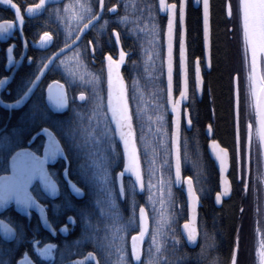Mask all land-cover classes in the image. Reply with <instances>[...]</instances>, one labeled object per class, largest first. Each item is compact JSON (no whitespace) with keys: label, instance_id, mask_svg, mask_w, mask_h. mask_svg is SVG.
<instances>
[{"label":"trees","instance_id":"trees-1","mask_svg":"<svg viewBox=\"0 0 264 264\" xmlns=\"http://www.w3.org/2000/svg\"><path fill=\"white\" fill-rule=\"evenodd\" d=\"M168 1L173 2V0ZM35 2H37V0H15V3L21 5L22 10L25 5ZM67 2L68 0H63L59 4L50 5L40 16L25 19L23 35L26 42L29 44L27 56L18 67L10 84L1 92L0 97L3 101L10 102L18 98L26 89L27 83L34 78L39 67H41L42 64L40 61L46 60L55 49L68 41L65 30L67 16L63 9V4ZM175 2L177 3L178 0H175ZM145 4L156 5V0H135L134 15L132 17H140V19L132 20L134 24H138L139 27L131 30L128 29V21L120 23V30L125 31L126 34L131 37V43L135 44L136 47H141L142 44L145 43L142 34V24L148 18L147 9H144L143 13L137 10L143 8ZM210 5L212 69L206 79L207 87L210 92V100L207 95H205V98L198 105L197 109L194 111L190 109V117L193 123L189 128L184 127V125L182 127L183 136L187 137V146L190 145V156L192 155V143L195 142L197 161L203 166L205 172L209 173L213 172L214 168L205 149V124L209 122L213 126L214 137L225 147L232 149L235 144L232 79L235 74L234 72L237 70H234L232 61L233 55L230 49V35H232L236 29L239 31L240 44L241 46L243 45L240 17L239 23H235V27L233 26L230 29V24L233 23L225 15V0H210ZM58 6L61 16L65 17L63 20L56 14L55 9ZM186 15L190 42L192 43L193 50L200 51V10L199 8H192L190 0ZM12 19V11L0 5V22ZM157 22L163 29L160 34L161 39L159 40L161 56L155 59L153 57L149 63H147L142 56L133 57L130 59V64L126 71L127 82L130 84L133 77H137L139 81L138 87L143 94L141 97V94L137 93L141 107L143 108V114L135 121V126L137 129L138 148L141 154L144 177H146L145 168L147 162L146 155L143 151V143L146 136L151 132L153 123L155 122L157 125L155 116L158 111H162L160 106L165 104V91L163 94L158 91V89L164 88V77L160 75L161 57L163 58L162 42L165 26L164 17L159 16ZM44 31L52 32L53 36L50 44L42 48L39 46V43H34V41H39L40 35ZM95 31L94 26L84 35L81 42L75 48L63 56V63H61V57L56 60L35 92L22 107L17 110H12L10 115L7 110L0 107V174L7 171L8 158L18 148L29 147L36 153H40L44 140L42 131L48 128L56 134L57 139H59L62 145L67 149V155L70 157V164L67 161L66 166L63 165L60 168L51 167L50 171L57 172L61 177V172L65 167H68V178L74 181L79 188L83 189L81 193H71L68 190L61 189L60 196L53 201L44 199L36 191H33V194L36 195L43 204H46L48 220L56 229V235L53 238L56 245V263L81 255L84 251L92 250L97 252L98 238L101 237V240L105 243V232H111V228L106 229L105 226L112 224L113 217L111 213H114L115 208H113L111 204L108 193L99 184L93 185L87 181L84 175V172L90 174V172L94 170L91 159L93 154L100 160L102 166H107L108 168L109 180L107 183L109 187H112L114 190L115 201L118 197L115 176L123 170L121 153L115 139H105L102 142H96L94 137L85 135L86 132L92 130L89 118L92 115L91 109L95 103V94L98 90L97 85L91 82V75H100L99 70L101 69L98 46L94 57L89 54L93 46L96 45L97 36ZM150 36L153 37L151 29ZM93 37H96V40H93ZM88 41H92V43L87 44V53L76 58L74 53L78 49L84 48ZM9 45H12L11 55L14 60L19 57L21 52L20 40L16 34L9 35L6 39L0 41V78L8 75L13 66L8 65L7 53ZM152 47L156 48L158 45L156 44ZM28 57H33V59L29 60ZM133 61L136 62L135 65H133ZM237 76L239 91V130L242 128L244 131V125L248 124L249 121L254 122V118L252 108L248 109V113L251 116L249 117L246 107H244V98L245 101L247 99L244 95L242 70L240 71L238 69ZM53 80H59L65 85L68 102L67 108L62 112L50 111L45 103V87ZM98 85L99 90L102 91L104 96L103 81L98 82ZM177 88L176 76L175 92ZM80 92L85 93L83 102H78L76 99L77 94ZM166 119L168 121L170 133L169 115L166 116ZM91 123L94 124L95 120L93 119ZM70 125L75 129L77 141H80L82 144L79 150L72 147V142L65 135V131ZM102 133L103 128L101 127L97 130V134ZM141 136L143 139H140ZM5 137H7L11 145L7 150H5L3 146ZM113 144L115 148L111 147ZM183 151L184 147L182 142V152ZM104 157H107L106 164L104 162ZM162 157L163 159L165 158L164 156ZM60 162L64 164V161ZM82 167L84 169L83 172ZM162 169L163 171L165 170L164 165H162ZM182 169L184 173H188L195 178L192 170L188 169L185 159L182 163ZM166 170V172L169 173L168 167ZM122 180L127 189V195L123 203L120 201L119 204H123L125 208L129 207V212L132 214L131 200L133 193L131 185L133 183L126 175L122 177ZM172 191V199L176 201V203L180 200V207L184 214V200L182 199L181 192L173 187ZM135 200L137 202L135 209L136 214L137 208L141 204H144L146 209L149 210L151 223V212L146 204L145 190L142 194L135 192ZM125 203H127V206ZM226 205L227 208L224 207L225 209L222 208L219 210V215L221 224H224L228 232V247L230 249L233 247L234 239L236 238V234H238L239 247L241 246V250L239 251V264H248L247 257H244L247 251L248 241L251 240L249 239L248 228L252 231L258 229V226L253 224L251 206L247 205L245 202H240L236 192H234V195L229 199ZM122 208L123 206H119V211H121ZM206 209L205 212L207 211ZM69 216L75 217V224L67 219ZM0 218L11 224L16 231L15 239L12 242L5 243L0 241V261L6 260L5 264H14L15 260L24 253L31 256L33 253V245L30 240L33 239V237L51 236L50 233L41 228L36 215H32L30 221H25L24 218L19 216L12 208H9L0 214ZM65 223L68 224L67 230L61 228ZM86 224H90L91 226L86 229ZM97 224H99L98 230L95 227ZM238 225H240L239 229ZM262 226L263 223L260 227L263 228ZM254 240L253 242H255ZM261 240H263V237L260 235L256 241L260 243ZM2 253H7V255H2ZM169 264H176V259L172 258Z\"/></svg>","mask_w":264,"mask_h":264},{"label":"snow or ice","instance_id":"snow-or-ice-1","mask_svg":"<svg viewBox=\"0 0 264 264\" xmlns=\"http://www.w3.org/2000/svg\"><path fill=\"white\" fill-rule=\"evenodd\" d=\"M6 4L13 5L15 8V15L18 18L21 30L22 25L25 19V16L22 12L21 5L15 3V0H4ZM46 4V0H39L38 3H30L27 5L26 12L28 14L35 13L38 9H41ZM185 0H180V3L177 4L175 0L169 3L167 0H159L158 7L155 4H145L143 8L137 9L143 13L144 9H147L148 20H145V24L150 26L151 33L153 35L154 41H159L161 39V32L163 31L161 25L157 22L159 19L158 12L162 10L167 14V100L164 105H161L160 108L162 111H158L155 120L157 122L156 131L160 137V144L164 148V160L162 161L163 165H166L169 168V173H171L172 160L169 158L170 155L174 156V182L179 185L183 181L187 182V193H188V203L192 209V217L190 220H185L183 225V230L187 233V240L189 242H195L198 236L197 229V220L195 215V206L199 201V196H197L196 190L193 187V177L182 176V163L184 159H187L189 153L187 151V137L183 136L182 130V116L186 114L182 112L179 107L180 102L188 98V57L186 53V43H185ZM210 0H203V26H204V37L207 42L209 36V23H210ZM128 5L125 3V15L116 16L115 21H110L105 13L109 15H115L114 10H117V4L111 3L108 4V0H69V2L63 4L64 13L67 16V37L68 43L63 45V49H57L56 52H53L47 57L46 60H41L40 63L44 67H39V73L45 71V67L48 66L49 61L58 55L62 54L69 45L75 48V45L79 43V40L82 39L81 34L85 33L86 30L92 28L93 25L99 23L101 17H105L103 23L99 25L98 31H103L110 22H123L129 21L132 19L139 20L140 17H132L128 14L127 11ZM239 15L242 26V38H243V50L245 56L246 64L249 63L250 55V70L247 72V81H248V92L250 106L254 108L256 114L255 121V134L259 141L260 148V157L264 158V73L260 70V65L264 63V0H239ZM57 16L62 20L65 18L61 16L59 6L55 9ZM229 12L231 13V5H229ZM75 20L79 31H73L71 29V23ZM150 21V24H149ZM15 21L7 20L0 22V32H7L9 29L14 27ZM139 27L138 24L133 25V30ZM131 31V30H130ZM112 33H115V42L116 44L121 43V32L113 28ZM178 32L179 35V69L182 75V86L180 90V97L177 99L173 95L174 87V60H173V39L174 34ZM53 33L49 31H44L40 35L39 41H34V43L45 44L52 39ZM75 36L76 40L72 41L71 37ZM111 34L109 39L111 40ZM93 40H96V37H93ZM92 43V41L86 42V45L82 49H78L74 56L79 58L80 56L87 53V44ZM99 41H96V45L93 46L91 56H95L97 51V46ZM12 45L8 47L9 60L11 57ZM130 55V51H125L123 47L120 48L119 58L113 59L111 54H106L107 61V102L104 101V96L101 90H99L98 82L103 81V64L101 66L100 75H91V82L94 85H97L98 90L95 94V103L91 109V117L89 118L91 131L85 133L88 137H94L96 142H102L105 139L114 140L116 136L119 137L120 141L123 143V152L122 157L124 160V169L116 174V179H119V195L126 196L127 189L123 183L122 177L126 172H131L135 176V182L131 185L132 188V215L126 221L125 224L113 223L106 225L107 228H111V232H105V256L111 257L113 254V249L118 258L113 264H137V262L142 261V244L145 241L146 234L151 233V240L148 244V257L143 261V264H161L162 259H168L167 257L161 258L159 255L161 251L164 250L166 240L164 239L166 235L165 224L168 223L167 214L161 213L155 218L154 225L150 227V216L149 210L146 209L144 204L139 206V216H138V226L139 231L134 232L131 237V257L134 258L130 260L126 251V245L124 243L125 230L132 225L137 223L136 216V184H139L141 189L145 188V177L142 173L141 168V154L138 150V137L137 129L135 126V121L139 119L143 114V108L140 104V99H138L137 93L141 94L142 91L138 87V78L133 77L131 83H126L124 76L121 74L120 67L126 62V57ZM156 55L161 56V50L158 48L156 50ZM29 60H32L33 57H28ZM148 60L152 59V53L149 52ZM64 62L63 56L61 55V63ZM133 65L136 64L135 61L132 62ZM163 64L164 59L161 57V72L160 75H163ZM8 79V77H4ZM39 80V74L36 75L35 79H31L27 85L26 91H23L22 95H19V98L14 101L16 104H20L28 97L29 93L32 91L34 85H37ZM196 81L197 86L199 87L203 78L201 76V62L200 58H197L196 61ZM59 87V81L54 82ZM158 91L163 94L165 91L164 88L158 89ZM80 97L83 100L85 98V93L80 92ZM49 97H52V85H49ZM58 105H65L68 102L67 96L61 91V94L58 97H55ZM167 105L171 107V131L169 133V125L166 119V116L169 115ZM95 120V123L92 124V120ZM193 123L192 118L188 117V124ZM103 128L102 134H97V130ZM253 122L249 121L248 128V138H247V156L248 159H251V148H252V138H253ZM213 126L208 125V130L211 132ZM45 132L48 133V140L44 143V155L39 156L35 151L29 149L18 148L15 152L12 153L11 160V172L5 171L3 175H0V202L6 203L10 199H15L17 204L22 205L25 209L30 208L35 205L40 209L41 218L44 220L45 224H48L51 228V223L49 222L47 216L45 215L46 205L40 203V200L36 195H33L35 189L30 190L29 185L32 184L34 178L39 177L40 181L43 182L44 186L52 194H56L58 191V186L55 180L51 179L48 169L45 168V162L47 159H55L59 154L64 157L66 161L70 164V157L67 155V149L62 145L61 141L57 139L56 134L52 132L51 129L45 128ZM65 135L72 142V147L76 150H79L82 146L80 141H77L75 129L69 126L65 131ZM169 137L171 140V150L168 149ZM140 139H143L141 136ZM182 142L184 151L182 152ZM213 145L217 141L213 140L211 142ZM4 149L7 150L11 147L8 142L7 137L4 138ZM112 148H115V145H111ZM224 153H227V149L223 150ZM220 159L221 172L223 173L226 168V156L220 153H217ZM92 163L94 165V170L90 172H84L85 179L92 183L93 185L99 184L104 188L108 197L111 201L112 206H115V194L112 187H109V172L107 166H102L100 160L96 158L93 154L91 157ZM244 161H245V143L242 140L239 132V91L237 89V136H236V163L240 170L241 175H243L244 170ZM104 162L106 164L107 157H104ZM154 163V160L153 162ZM69 171L68 167H65L64 172L67 174ZM84 171L82 167V172ZM155 175V172L151 169L148 172L149 180L147 182V188L150 191L149 201L155 205V199L152 196V189L156 186L152 183L151 177ZM67 183L71 186L72 190L76 193H81L83 189L79 188L77 184L72 181L70 178L67 179ZM167 184L168 196L171 197L172 193V183L173 178L169 174L167 181L164 180L161 176L160 184ZM248 187V182L244 180L245 190ZM230 190L229 187H226V192ZM225 193L217 192L216 199L219 201L221 196ZM147 203V201H146ZM161 205L163 206L165 201L161 199ZM113 220H118V213H111ZM73 224H75L76 219L73 216L67 218ZM0 224H3L5 232H13L11 224H8L5 221H0ZM90 224H86L85 228L90 227ZM96 229H99V224H97ZM62 229L67 230L68 224L65 223L61 226ZM52 231L55 232L56 229L52 228ZM172 241L175 245L180 243L179 236H173ZM36 243L35 240H33ZM261 247L259 249L261 253V264H264V240L260 242ZM50 247L54 245H45L44 248L38 249L41 254L51 255L48 251ZM239 247V237L237 236V245ZM153 248L155 251H153ZM234 248L231 252L230 264H238L237 251ZM89 257H94L96 253L90 252ZM200 257H204L206 253L203 248ZM181 258H176V264H179ZM29 264H34L30 261ZM65 264H83V261L77 260L74 262H65ZM95 264H109V261L105 259L101 261L97 259Z\"/></svg>","mask_w":264,"mask_h":264},{"label":"flooded vegetation","instance_id":"flooded-vegetation-1","mask_svg":"<svg viewBox=\"0 0 264 264\" xmlns=\"http://www.w3.org/2000/svg\"><path fill=\"white\" fill-rule=\"evenodd\" d=\"M38 1L39 0H37V2H35V3H38ZM137 1H140V0H137ZM61 2H59V3H61ZM68 2H69V0H68ZM134 2H135V0H108L109 5L111 3L117 4V10H114L115 15H109L108 13H105V16L110 21H115L116 16L125 15V11H126L125 3H127V5H128V8H127L128 14L130 16H133L134 15ZM178 2H179V0H178ZM178 2H177V4H178ZM59 3H56V4H59ZM188 4H189V0H187V7H188ZM27 5H25L23 10H22V12L25 16V19L38 17V16H35L32 14H28L26 12ZM51 5H55V4H51ZM190 5L192 6V8H195V9L199 8V10H200L199 2L195 3L194 0H190ZM48 6H50V5H48ZM186 14H187V10H186ZM104 18L105 17H101L99 19V23L93 25L92 28L95 26L97 41H99V45H98L99 55H100L99 59H100L101 66L103 64V84H104L103 86H104V101H105L106 98H105L104 60H105L106 54H111L113 56V59H118L119 58V51H120L121 47H123L125 49V51H130V55H128L126 57V62L124 64H122L120 67L121 74L124 76L126 83H128L127 79H126L127 78V72L126 71H127V68L129 67L130 59L133 57L142 56L144 58V60L147 62V60L145 59V52L146 51H145L144 47L146 46V41L148 40V38L150 36V29H149V25H146L145 21H144L142 24V29H143L142 34H143V39H144L145 43H143L141 47H136L135 44L131 43V37L129 35H127L125 31L120 30V23L121 22H119V23L110 22L102 32L98 31L99 25L103 23ZM25 19H24V23H25ZM164 19H165V17H164ZM147 20H148V18H147ZM66 25H67V21H66ZM133 25H134L133 20L128 21V29L133 30ZM23 28H24V24H23ZM113 28H115V29H117V31L121 32V43L120 44H116V42H115V33L111 32V30ZM13 34H16L18 37L17 31L12 29V31L10 33L5 34V39L9 35H13ZM110 34L112 37L111 40L109 39ZM200 37H201V29H200ZM175 39H176V45H175V57H174V59H175L174 88H175V84H176V76H177L178 88H177L176 92L174 89V94L177 95L179 92V35H178V32L175 35ZM2 40H4V39H2ZM0 41H1V39H0ZM185 43H186V53H187V57H188V83H189L188 93H189V95H188L187 104L185 106H183L182 112L187 110L188 117H189L190 116V109L192 111L197 109L198 105L205 98V95H207V97L210 100V97H209L210 92H209L208 87H207V82H206L207 80L206 79H207L208 74L211 72V69H212V46H211V56H210V67H209V69H207L205 62L203 60L202 43H200V51H194L192 43L190 42V34L188 31V27H187V15L185 17ZM27 45L29 48L28 43H27ZM158 48L160 49V47H158ZM162 51H163V42H162ZM163 56H164V52H163ZM156 57H158V56L156 55ZM197 58H200L201 76L203 78L202 92L199 96H197V93L195 92V89H194V71H195V64H196ZM78 94H80V93H78ZM78 94H77V96H78ZM77 96H76V99H77ZM77 101H78V99H77ZM169 123H170V117H169ZM181 123H182V127H183V125L186 128H189L191 126L186 122L185 115L182 116ZM207 124H210V123L209 122L206 123L205 126ZM247 125L248 124H246V127H247ZM204 130H205V127H204ZM170 131H171V127H170ZM42 135H43V131H42ZM43 138H44V135H43ZM44 140H45V138H44ZM44 140H43V144H44ZM243 141L245 143V161H244L243 175H241L240 170H239L237 163H236V142L233 146L235 153H233L231 149L226 147L228 149L229 157H230V170L228 173V178H229L230 185H231V194L227 199L223 198L219 201V203H217L215 201V196H216L217 192L219 191V180H218L217 170H216L215 165H214L212 160H211V163H212V166L214 168V171L210 172V173L205 172L206 176H200L199 177V179H198L199 183L196 182V180H195V182L193 181V186H194L196 193L199 196V200H200V205L197 208V219H196L197 220L198 236H197V240L195 241V243L193 245H190L188 243L186 236H185L187 233H186V231L183 230L184 221L187 220V206H186L185 197H184L182 188H176L177 190H179L181 192L182 199L184 200V212L185 213L184 214L182 213L180 203H179L180 200L176 203V201H174L171 197V199H170L171 200V204H170L171 208H166L164 211V213L167 214V219H168V223L165 224L166 235H165L164 239L166 240V244H165L164 250L161 251L159 254L161 256V258L167 257L168 259H162L161 264H169V262L171 261L172 258L176 259L177 257L181 258L179 260V264H229L230 259H231V252L234 249L235 245H237L238 234H236V238L234 239V242H233V247L230 249L228 247V241H229L228 232H227V229L224 226V224L223 223L221 224L219 210L224 208V207L227 208L226 204L228 203L229 199L234 195V192L237 193L239 200H243V202H245L247 205L251 206V217H252V220L254 222L253 224L255 226L256 225L258 226V229L254 232V238H249V239H251V241L254 239L257 240L258 237H260V235L262 236V228L260 227L263 223V194H262V181H261V163H260V155H259V150H258V146H257V140H256L255 132H253L251 159L250 160L247 159V157H246V130H245V136L243 138ZM206 143H207V139H206ZM206 143H205V149H206ZM43 144H42V149H43ZM221 145L224 146L223 144H221ZM192 146H193V149L196 148L195 142L192 143ZM23 148H29V147H23ZM42 149H41L40 153H37L38 155H41ZM168 149L170 151V137H169ZM60 161H64L63 162L64 164H62V162H60ZM66 164H67V161L61 157L56 158L53 162H47V164H46V167L49 171L50 176L53 178V180L56 181L57 186L59 188V194L57 197L50 198L49 196L44 194L37 182H35L32 185L30 190L35 189V191L40 196H42V198L50 200V201H53L60 196L61 189L68 190L71 193H74L71 186L67 183V179H69V178H68V175L65 174L64 170L61 172L62 173L61 177L58 175L57 172H51L50 171L51 167L60 168L63 165L66 166ZM7 169H8V166H7ZM126 176H128V175H126ZM183 176L187 177V176H191V175L183 172ZM245 179L248 182V187L246 190L244 188V180ZM131 181H132V179H131ZM115 182H116V176H115ZM198 188H200V190L203 191V193H201ZM116 192H117L118 197L116 198L115 206L113 208H115L114 213L119 214V218H118V220H115V221L113 220L112 224L114 222L119 223V224H125L126 221L129 219V217L132 214H130V212H129V207L125 208V206L123 204H119L120 201H122V203H123L125 196L119 195V191H118L117 186H116ZM40 203L43 204V202L41 200H40ZM172 203L174 205H172ZM125 204L127 206V203H125ZM44 205H46V204L44 203ZM119 206L120 207L123 206L121 211H119ZM9 208H12L14 210L13 207H9ZM9 208H7V209H9ZM138 209H139V207L137 208V214H136L137 223L135 225L129 226L124 232V236H125L124 243L126 245V251L128 254V258L130 260L134 259L131 257V237L134 234V232L139 231ZM205 209L207 210L206 212H205ZM16 213L19 216H21L22 218H24L25 221H30L31 216L36 215L41 228L44 231L50 233L51 236L50 237L49 236L38 237V238L33 237V239L30 240V242L33 245L32 255L30 256V255L24 253V254L20 255V257H18L15 260L14 264H17V262L20 259H22L26 256L29 257L31 259V261L34 262V264H64L66 261L74 259V258L82 257L88 252L96 253V255H95L96 259H100L101 261H104L105 259H107L109 261V264H113V262L116 261L118 258L117 254L115 253V249H113V254L111 257L105 256L104 245L106 244V241L104 243L101 240V237H99L98 238V245H97V252L92 251V250L84 251L81 255H78V256H75L72 258H68L66 260L61 261L60 263H56L55 262L56 245L53 241V238L56 235V231L53 232V231H48V230L44 229L42 224H41V221L39 219L38 214L33 210H30L29 218H26V217L20 215L18 212H16ZM45 214L48 218L46 207H45ZM51 226H52V224H51ZM151 226H152V224L150 223V227ZM52 228H54V227L52 226ZM239 228H240V225H238V229ZM15 236H16V231H15ZM173 236H179L180 237V243L178 245H175L173 243V241H172ZM252 236H253V234H252ZM14 239H15V237H14ZM13 240L4 241L0 238V241H3L5 243L12 242ZM33 240H35L36 243H34ZM150 240H151V233L147 234V237L142 244V261L137 262V264H143V261L147 259V257H148V244H149ZM256 240H254V241L256 242ZM49 244L54 245V247H50L48 249V251L51 253V255H44L38 251V249L44 248L45 245H49ZM202 248H203L204 252L206 253V255L204 257H200V255H199L201 253ZM255 249H256L255 246L254 247L249 246V248H247L246 253L251 258V264L257 263L256 257H255ZM153 251H155L154 248H153ZM239 251H240V247L237 248V259L239 257ZM2 255H7V253H2ZM5 261L6 260L0 261V264H5ZM87 264H93V263L89 262Z\"/></svg>","mask_w":264,"mask_h":264},{"label":"water","instance_id":"water-1","mask_svg":"<svg viewBox=\"0 0 264 264\" xmlns=\"http://www.w3.org/2000/svg\"><path fill=\"white\" fill-rule=\"evenodd\" d=\"M61 1L62 0H46L45 6L42 7L41 9H38L35 13H32V15L39 16V15H41L43 13L44 9L48 5L56 4V3H59ZM194 1H195V3L199 2V4H200V29H201V43H202L203 60L205 62V65H206L207 69H209V67H210V56H211V11H210V23H209V36H208V39H207V42H206L205 41V37H204V26H203V0H194ZM167 2H168V0H167ZM158 3H159V0H156L157 7H158ZM169 3H171V2H169ZM179 3H180V0H179L178 4ZM185 3H186L185 17H186L187 0H185ZM0 5H3L5 7H7V8H9L12 11V13H13V19L12 20L15 21L14 27L9 29L7 32H0V39L1 40L5 39V34L6 33H10L12 31V29H13V30L17 31V34H18V37H19L20 43H21L20 55L15 60L13 66H12L10 72H9V74L6 75V76H3L2 78H0V94H1V92L3 90H5L6 87L10 84V82L12 81V79H13V77H14L17 69H18V67L21 65L23 60L26 58L28 45H27L26 40H25L24 35H23V25H22V30H21V25H20V22H19L18 18L15 15V8L13 7V5L6 4L4 2V0H0ZM229 5H230L229 0H225L224 12H225V15H226L227 18H230V16H231V13L229 12ZM158 14H159V16L165 17V26H164V32H163V52H164V56H163V59H164L163 76H164L165 101H166L167 100V93H166V86H167V62H166V57H167V14L165 12H163L162 10H160L158 12ZM23 24H24V22H23ZM90 29L86 30V33ZM78 31H79V29L77 30V32ZM84 35H85V33L81 34L82 39H83ZM175 35L176 34H174V39H173L174 69H175V59H174V57H175V45H176ZM82 39L79 40V43L81 42ZM71 40L75 41L76 37L74 36L73 38H71ZM66 43H68V41ZM79 43H77L75 45V47ZM63 45L59 46L57 49H63ZM57 49H55L53 52H56ZM72 49H73V47L71 45H69V47L62 52V54L58 53V55L53 59V61H49L48 66L45 67V71L43 73H39V70L37 71L36 75L39 74V80L37 82V85L33 86L32 91L29 93L28 97H26L24 99L23 102H21L20 104L14 103V101L17 100L19 97L16 98L15 100H13V101H10V102L3 101L1 99V97H0V107L2 109H4V110H7L9 115H10L12 110H17L20 107H22L29 100V98L32 96V94L35 92V90L37 89V87L39 86V84L41 83L43 78L46 76V74L49 72V70L52 68V66L54 65L56 60L59 59L61 57V55L63 56L65 54H67L68 52H70ZM249 63H250V55H249ZM41 67H44V65L42 64ZM104 74H105V98H106L105 103H106L107 102V61H106V58L104 60ZM36 75L34 76L33 79L36 78ZM4 77H8V79L5 80ZM56 81H59V80H53L50 83H48L47 86L45 87V103H46V105H47V107H48V109L50 111H52V112H62V111H64L67 108V104H65L63 106L58 105L57 102H56L55 97H58L61 94V91H63V93L66 96H67V94H66L65 85L61 81H59L60 85L62 86V89H61V87H59L57 84L54 83ZM49 85H52V97L53 98L49 97ZM181 86H182V75H181V72H180V69H179V92H178L177 95L174 94V87H173V95L177 99H179V97H180ZM202 87H203V82H202V84L199 87L197 86L196 64H195L194 89H195V92L197 93V96H199L201 94ZM26 90H27V88L24 91H26ZM188 91H189V83H188ZM77 99H78L79 102H82L84 100V99L83 100L81 99L79 94L77 96ZM187 101H188V98L186 100H183V101L180 102L179 107L181 108V110H182L183 106H185L187 104ZM167 108H168V113H169V117H170V127H171V118L172 117H171V107H170V105H167ZM185 111H186L185 119H186V122L188 123V112H187V110H185ZM233 115H234L235 142H236V136H237V90H236V85L234 86ZM253 117H254V129H255L256 114H255L254 108H253ZM208 125L209 124H207L205 126V130H204V135H205V137L207 139L206 152H207L208 157L213 161V163L215 165V168L217 170V173H218V180H219V191L218 192L225 193L224 195L221 196V199H223V198L227 199L230 196V194H231V185H230V181H229V178H228V173H229V170H230L229 152H228V149L226 147L222 146L221 143L218 141V139L214 137L213 128H212L211 132L208 130ZM43 135H44V138H45V140H44V143H45L48 140V133L43 130ZM247 138H248V128L246 130V145H247ZM213 140L217 141V143L215 145H213L211 143ZM256 140H257V146H258L259 155H260L259 141H258L257 137H256ZM115 141H116V143H117V145L119 147L120 153H121V159H122V164H123V169H124V160H123V157H122L123 143H122V141H120L118 136L115 137ZM23 149H29V148H23ZM225 149H227V153H224L223 150H225ZM138 150H139V148H138ZM170 150H171V140H170ZM217 153H220V154L226 156V168H225V171L223 173L221 172L220 159H219V156L217 155ZM43 155H44V149H42V153L39 156H43ZM11 156H12V154L10 155V157L8 159V162H7V166H8L7 172H11V164H12ZM59 157L64 158L63 156L58 154L55 157V159L59 158ZM246 157L248 159L247 147H246ZM55 159H51V158L47 159L46 162H45V168L47 169V167H46L47 162H53ZM170 159L172 160V168H171V175H172V178H173V183L172 184H173L174 188H182V191H183V194H184V197H185V201H186V206H187V220H190L191 217H192V209L190 208L189 203H188L187 182L183 181L179 185L175 184V182H174V176H175L174 156L170 155ZM260 163H261V181H262V194H263V240H264V158L260 157ZM141 168H142V164H141ZM3 174H0V175H3ZM125 174L128 175L132 179L133 183L135 182L134 174H132L131 172H126ZM182 176H183V173H182ZM51 179L53 180L52 177H51ZM35 182H37L39 184V187L41 188L43 193L46 194L47 196H49L50 198H55V197L58 196L59 188H58V191H57L56 194H52L44 186L43 182L40 181L39 177L34 178L32 184L29 185V189L32 187V185ZM119 183H120L119 179H116V186H117L118 190H119ZM226 187L230 188V190H228L227 192L225 191ZM143 190L144 189H141L139 187V184L137 183L136 184V192L139 194V193H142ZM215 201L217 203H219V201H217V199H216V196H215ZM199 205H200V200L196 203V206H195L196 219H197V208H198ZM9 207H13L16 212H18L20 215H22V216H24L26 218H29L30 210L35 211L38 214V216H39V219L41 221V224H42L43 228L48 230V231H52V227L50 228L48 224H45L44 220L41 218L40 209L37 208L35 205L31 206L30 208L25 209L24 206L17 204V201L13 198V199L8 200L6 203L0 202V213L3 212L4 210H6ZM44 211H45V209H44ZM138 216H139V209H138ZM0 221H5V220L0 219ZM185 236H186V239H187V234ZM14 237H15V230L13 232H5L3 224H0V238L2 240L10 241V240H13ZM146 237H147V234H146ZM146 237H145V239H146ZM188 243L190 245H193L195 242H189L188 241ZM234 248H236V245H235ZM236 251H237V248H236ZM89 253L90 252L86 253L82 257L74 258V259L68 260L66 262H74V261H77V260H81V261H83V264H87L89 262L95 264V262L97 260L96 257L95 256L94 257H89V255H88ZM30 261H31V259L26 256V257L20 259L17 262V264H29Z\"/></svg>","mask_w":264,"mask_h":264},{"label":"rangeland","instance_id":"rangeland-1","mask_svg":"<svg viewBox=\"0 0 264 264\" xmlns=\"http://www.w3.org/2000/svg\"><path fill=\"white\" fill-rule=\"evenodd\" d=\"M229 3L231 5V16L228 19H230V21H232V23H233V24H230L229 28L231 29L233 26L235 27V25H234L235 23L236 24L239 23V17H240L239 8H238L239 0H229ZM236 27H237V25H236ZM71 29L73 31H77V29H78L75 20H73L71 23ZM66 35H67V31H66ZM50 41H48L45 44H39V46L42 48H45L50 44ZM242 41H243V38H242ZM155 43L159 47V41H154L153 37L149 36L148 40L146 41V46L144 47L145 51H146L145 52V59L147 60V63H149L153 59V57H154V59L157 58L156 57V50L158 47H156V48L152 47L153 45H156ZM230 46H231L230 49H231V52L233 55L232 61L234 64V70L238 71V69H239L240 71L242 70V73H243L244 95L247 99L245 101V98H244V107H246L247 113H248L249 108H252V112H253V107L250 106L249 92H248V81H247V72L250 70V63L246 64V62H245L243 45L241 46V44H240V36H239V31H237V29L235 30L234 33H232V35H230ZM149 52L152 53V59L151 60L147 59L149 56ZM229 53H230V51H229ZM11 57H12V59L9 60V53H7L9 66L13 65L15 62L12 55H11ZM260 70L262 73H264V63H262L260 65ZM237 71L234 72L235 74L233 75V79H232L233 103H234V86L236 85V90L238 89ZM240 75H241V73H240ZM248 116L251 117L249 115V113H248ZM253 124H254V122H253ZM152 127L153 128H152L151 132L146 136V139L144 140L143 151L146 155V162H147V165L145 168V172H146L145 188H144L145 198L147 201L146 204L148 205L150 212H151V221H152L151 223L153 226L154 222H155V218L158 215H160L162 212L164 213L166 208H171V205H170L171 200L170 199L172 196L171 197L168 196L167 184L166 183L164 185L160 184L161 176H163L164 180L167 181L169 173L166 172L167 171L166 165H164L165 170L163 171V169H162V165H163L162 161L164 160L162 156H164V148L160 144V137L156 131L157 125L155 122L153 123ZM245 130H246V124L244 125V131L242 128H240V130H239L242 140L245 136ZM146 131H147V129H146ZM148 131H149V129H148ZM168 147H169V143H168ZM189 147H190V145L187 146L188 153H189ZM191 150H192V155L190 156V154H189L188 158L185 159V162L187 164L188 169L192 170V172L194 173L193 175L195 178H193V181L195 182V180H196V182L199 183V180H198L199 177L200 176H206L205 175L206 173H205L203 166L200 165L199 161H197V158H196L197 154H195V149L192 148ZM231 150L233 153H235L234 147ZM153 160H154V163H152ZM150 166H151V169L155 172V175L151 177L152 183L156 186L154 189L151 190L152 196L155 199V205H153V203L151 201H149V199H148L149 195H150V191L147 188V182L149 180L148 172L150 170ZM198 189L201 193H203V191H201L200 188H198ZM172 193H173V191H172ZM161 199H163L165 201L163 206L160 203ZM240 202H243V200H240ZM172 205H174V204L172 203ZM254 232H255V230L252 231V230H250V228H248V234H249L250 238H252V234H253V238H254ZM258 241H256V242H253V240L248 241V247H247V248H249V246H251V247L255 246L256 247L255 257H256L257 263H259V261L261 259L260 258L261 253L259 251L260 243ZM239 255H240V252H239ZM244 257H247L248 264H251V258H250V256L247 255V253H245ZM238 264H239V257H238Z\"/></svg>","mask_w":264,"mask_h":264}]
</instances>
